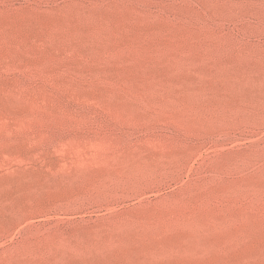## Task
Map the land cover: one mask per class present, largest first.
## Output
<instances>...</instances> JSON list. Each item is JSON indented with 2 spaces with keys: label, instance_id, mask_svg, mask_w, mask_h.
Segmentation results:
<instances>
[{
  "label": "rangeland",
  "instance_id": "1",
  "mask_svg": "<svg viewBox=\"0 0 264 264\" xmlns=\"http://www.w3.org/2000/svg\"><path fill=\"white\" fill-rule=\"evenodd\" d=\"M0 264H264V0H0Z\"/></svg>",
  "mask_w": 264,
  "mask_h": 264
}]
</instances>
